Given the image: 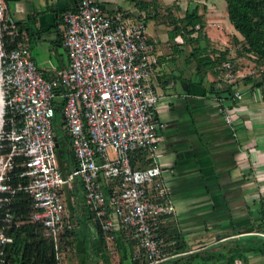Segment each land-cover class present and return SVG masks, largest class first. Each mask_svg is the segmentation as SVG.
I'll list each match as a JSON object with an SVG mask.
<instances>
[{
	"label": "built area",
	"instance_id": "obj_1",
	"mask_svg": "<svg viewBox=\"0 0 264 264\" xmlns=\"http://www.w3.org/2000/svg\"><path fill=\"white\" fill-rule=\"evenodd\" d=\"M75 6L63 12L60 24L68 67L50 79L26 45L6 49L0 42V264L12 240L7 206L18 189L32 199L31 221L41 223L52 237L56 264H63L59 236L72 228L65 220L64 194L68 190L75 199L76 181L108 249L123 236L136 248L133 261L160 264L175 256L168 253L162 232L177 225L169 177L158 164L134 168L130 162L134 151L155 152L162 127L156 116L161 96L151 78L158 63L155 44L145 35L144 22H131L123 13L106 15L91 0H78ZM216 77L219 91L211 99L220 107L225 97L242 98L235 85L244 78L262 80L264 63L248 60L235 66L225 61ZM229 84L231 97L225 94ZM56 105L75 160L66 175L55 153ZM224 119L232 124L230 113ZM17 165L24 168L20 175L26 180L13 187L8 180Z\"/></svg>",
	"mask_w": 264,
	"mask_h": 264
},
{
	"label": "crops",
	"instance_id": "obj_2",
	"mask_svg": "<svg viewBox=\"0 0 264 264\" xmlns=\"http://www.w3.org/2000/svg\"><path fill=\"white\" fill-rule=\"evenodd\" d=\"M37 2L38 5L35 4ZM77 2L24 0L26 5L22 9L17 6L14 10L20 16L13 17L10 13L14 24L16 21L23 22V44L29 48L35 64L47 79L68 67V54L60 43L61 16L66 9L75 8ZM27 5L31 7L30 12L25 8ZM225 21L224 25L233 29L232 34L239 38V33L228 24L227 16ZM165 26L166 30L152 40L158 63L151 78L161 96L156 116L162 127L158 129L155 152L146 151L147 158L160 165L169 177L176 226L191 249L189 252L199 249L220 251V247L228 251L237 244L242 247L246 243L245 235L255 236L260 230L264 231L261 227L253 230L246 225L239 226L235 219L231 221L233 215L247 221L245 217L249 206L264 195L263 186L257 189L258 183L264 182V81L259 86L254 85L252 80L238 82L235 88L241 91L242 98L232 100L225 97L219 107L211 99L219 91L216 75L207 72L201 78L197 74L193 54L196 44L192 39L198 33H192L188 37L192 39L186 40L173 31L170 23ZM204 35L213 47H219L220 38L212 40ZM224 41L221 39L220 43ZM34 43L40 45L37 56L34 54ZM225 94L231 97L232 93ZM225 112L231 114V125L225 122ZM69 168L72 169L67 164L66 174ZM216 216L219 219L213 218ZM210 217L212 221L223 219L225 222L228 219V228L232 232L235 228L238 233L229 235L227 239L208 238L209 243L198 244L213 234L202 235L206 229L210 230L207 224ZM115 247L120 251L113 258L117 261L120 257L130 261L131 254L136 250L123 236L117 238ZM106 250L108 252V246ZM261 258L264 255L246 252L243 258L236 259L235 264H256L262 262ZM109 259V263L114 264L113 259ZM193 261L194 264L227 263L225 259ZM65 264H70L68 259Z\"/></svg>",
	"mask_w": 264,
	"mask_h": 264
},
{
	"label": "trees",
	"instance_id": "obj_3",
	"mask_svg": "<svg viewBox=\"0 0 264 264\" xmlns=\"http://www.w3.org/2000/svg\"><path fill=\"white\" fill-rule=\"evenodd\" d=\"M7 2L10 0H6ZM154 1V0H153ZM226 15L233 26L234 30L242 37V53L244 58L249 61H254L256 64L264 63V0H224ZM72 9V8H71ZM66 9L65 11L71 10ZM75 9V8H73ZM72 9V10H73ZM154 9L156 6L154 5ZM64 11V12H65ZM167 17L169 23L173 26V31L180 33L186 40L194 32L198 35L193 38V54L197 63V74L203 77L207 72H212L216 76L225 61H230L235 64V61L230 56L232 49L213 47L210 40L202 33L204 28L203 15L199 12L197 6L187 9L182 16H175L171 9H168ZM12 20L5 18L4 23L0 27V40L4 47L12 48L17 45H25V39L22 35V21H16L15 24ZM199 25L196 29L195 26ZM202 41L204 43L202 44ZM234 50V56L238 59L241 58V52ZM215 76V77H216ZM252 80L254 85H261L264 78L257 81V77H247L243 81ZM233 85H226L225 91L232 93ZM61 113L60 106H55V116ZM54 117V116H53ZM64 126V125H63ZM65 130V129H64ZM58 146V143H57ZM57 148V147H56ZM72 160L75 162L72 152ZM18 163L21 159L18 158ZM131 165L134 168H145L154 164L151 158H147V154L143 150L134 151L130 156ZM61 169L66 175V165L61 160L59 161ZM24 168L21 165L14 166L10 173L8 182L17 187L19 183L26 180V177L21 176ZM79 182L75 183V198H81L84 209L87 211V219L92 222L94 231L90 232L87 237L79 228L82 221L74 212L79 207V201H69L67 203L69 211L68 221L72 224L71 229H65L61 232L59 251L63 253L66 246H72L78 263L86 264H110L109 253L107 252V245L105 234L99 226V221L95 219L93 214L89 212L83 202V190ZM12 201L8 204L12 214L11 224L8 233L12 238L11 242L7 243L4 247L5 261L2 264H56V250L51 236L44 234V228L41 223L31 221L32 212V199L22 189L15 190ZM2 211V210H0ZM259 213V222L264 225V204L262 205ZM264 227V226H263ZM264 230V228H263ZM163 236L169 243L167 251L169 254L175 255L160 264H194L193 260L200 259L201 261L210 260H223L227 261L226 264H235L236 259L243 258L246 252H257L259 255H264V239L258 236L245 235L246 243L239 247L228 249V255L222 254L221 251L199 249L189 252L188 244L184 240L181 232L176 225H168L163 228ZM234 233H238L233 229ZM132 245L133 243L130 242ZM145 261L137 260L131 261L133 264H141Z\"/></svg>",
	"mask_w": 264,
	"mask_h": 264
},
{
	"label": "rangeland",
	"instance_id": "obj_4",
	"mask_svg": "<svg viewBox=\"0 0 264 264\" xmlns=\"http://www.w3.org/2000/svg\"><path fill=\"white\" fill-rule=\"evenodd\" d=\"M93 2H96L100 5H104V13L109 16L116 15L118 13H123L127 14L128 18L131 22L134 23H139V22H144L145 27H144V33L145 35L152 41L155 39L156 35H159L161 32H164L166 30V23L169 24V20L167 17V11L168 9H171L172 13L175 16H182L184 12L187 9L193 8L197 6L199 8V12L203 15V20H204V28L202 29L203 34H207L212 40H215L217 37L225 40L223 43H220L218 41L219 47L222 48H227V49H232L231 52V57L235 61V66H238L239 64H242V62L248 61L247 59L244 58V54L242 53V37L240 36L239 38L236 37L234 34H232L234 31L233 29H230L226 25H224V22L226 18V10H225V3L224 0H91ZM39 2V1H38ZM35 3L38 5L39 3ZM8 3V9L4 8L5 3L3 0H0V27L1 24L4 23L5 18L7 20H12V16H10V13H12L13 17H18L21 14H17L14 12L16 7H22L25 6L26 4L24 3V0H10L7 2ZM154 5L156 6V9H154ZM30 5H27L25 8H27V11H31ZM11 17V18H10ZM14 19V18H13ZM228 20V18H227ZM228 24L231 26V23L228 20ZM1 42V40H0ZM154 42V41H153ZM34 54L37 56L40 53V45L34 43ZM234 50H238L237 53L241 52V58H236L234 56L235 52ZM260 73V72H259ZM53 132L54 135L57 136V142L58 146L56 148L57 157L58 161H62L65 164L69 162L70 166L73 169V160H72V146L70 143L69 138L66 135L65 130L63 129V118L61 113H58L56 116H54L53 119ZM71 168L67 169V172H70L72 170ZM66 170V169H65ZM262 183V184H261ZM259 182V186L257 189H260V185L263 186L261 190L263 189L264 191V182ZM65 202H66V214H65V220L68 221L69 219V211H68V206L67 203L69 201L72 202L71 200V194L68 193L67 190H65ZM76 197V196H74ZM74 203L76 201H79V207L75 210V214L82 219L80 224L78 225L81 231L83 232V235L89 236L91 231H94V226H92V222L87 219L88 213L84 209L83 204H82V199L81 198H75ZM264 204V195L261 198L256 199V202H253L249 208L248 212L246 215L247 221L244 219L239 220L238 215H233V219L231 221H236V223L239 224V226L246 225L249 229H256L258 228H264L263 223L259 222V211L262 208V205ZM253 210V211H252ZM252 211V212H251ZM254 212V213H253ZM222 217V216H220ZM213 218H218L219 216L213 217ZM213 218H208L209 222V231L207 229L205 232L202 233V235H210L209 237L205 238L204 241H199L198 244L201 243H209L208 238H212V240H220V239H227L229 235L233 234L228 227V222L229 220L226 219L224 222L223 219L212 221L211 219ZM257 218V220H256ZM207 219V220H208ZM203 221V220H201ZM227 224L224 227V223ZM256 223L257 226H256ZM206 226V225H205ZM245 227V226H243ZM260 233H264V231L260 230ZM197 244V243H196ZM110 248L108 249L109 252V257L114 258V255L119 254L120 251L118 252L117 248L115 247L114 244H110ZM224 248V247H223ZM221 248L220 251L223 254L228 255L227 250L224 251L226 248ZM131 259L130 261H133L132 259V254H131ZM69 260L70 264H79L77 257L75 256V252L72 248V246L68 245L66 246L64 250V258H63V264H65L66 260ZM262 262H258L256 264H264V258H261ZM125 259L124 257H120V259L117 261L113 259L114 264H125ZM130 261H126L127 264H130ZM94 264H96V261H93ZM141 264H146L145 261L140 262ZM86 264H92V263H86ZM131 264H133L131 262Z\"/></svg>",
	"mask_w": 264,
	"mask_h": 264
},
{
	"label": "water",
	"instance_id": "obj_5",
	"mask_svg": "<svg viewBox=\"0 0 264 264\" xmlns=\"http://www.w3.org/2000/svg\"><path fill=\"white\" fill-rule=\"evenodd\" d=\"M3 2L5 3L4 8L8 9V7H7V6H8L7 1H6V0H3ZM100 6L104 7L103 4L100 5ZM0 116H1V88H0ZM0 137H1V118H0ZM55 139H57V137H55ZM56 146H57V143H56ZM254 235H255V236H258V237H261V238L264 239V233H256V234H254Z\"/></svg>",
	"mask_w": 264,
	"mask_h": 264
},
{
	"label": "bare ground",
	"instance_id": "obj_6",
	"mask_svg": "<svg viewBox=\"0 0 264 264\" xmlns=\"http://www.w3.org/2000/svg\"><path fill=\"white\" fill-rule=\"evenodd\" d=\"M1 108H2V102H1Z\"/></svg>",
	"mask_w": 264,
	"mask_h": 264
}]
</instances>
